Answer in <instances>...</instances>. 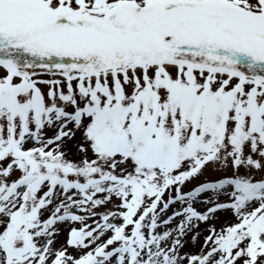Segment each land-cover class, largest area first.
Wrapping results in <instances>:
<instances>
[{
  "label": "snow or ice",
  "instance_id": "1",
  "mask_svg": "<svg viewBox=\"0 0 264 264\" xmlns=\"http://www.w3.org/2000/svg\"><path fill=\"white\" fill-rule=\"evenodd\" d=\"M0 264H264V0H0Z\"/></svg>",
  "mask_w": 264,
  "mask_h": 264
}]
</instances>
